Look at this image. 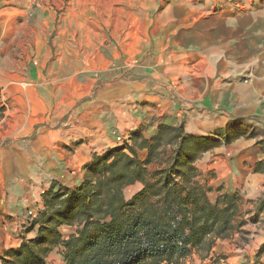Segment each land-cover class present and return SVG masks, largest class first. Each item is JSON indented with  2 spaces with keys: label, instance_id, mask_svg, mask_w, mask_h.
<instances>
[{
  "label": "crops",
  "instance_id": "1",
  "mask_svg": "<svg viewBox=\"0 0 264 264\" xmlns=\"http://www.w3.org/2000/svg\"><path fill=\"white\" fill-rule=\"evenodd\" d=\"M161 14L131 79L110 74L78 106L59 104L48 90L45 50L20 72L0 61V264L7 249L36 235L27 209L38 214L46 190L77 185L93 153L121 147L114 133L128 137L140 130L148 138L159 124H179L189 134L212 135L258 111L264 98V0H203L196 7L172 0ZM82 89L76 90L79 98ZM256 162L263 168L255 178L264 182V160ZM132 185L139 190L138 182ZM71 228L60 231L67 237ZM250 237L256 248L264 242L262 231Z\"/></svg>",
  "mask_w": 264,
  "mask_h": 264
},
{
  "label": "trees",
  "instance_id": "2",
  "mask_svg": "<svg viewBox=\"0 0 264 264\" xmlns=\"http://www.w3.org/2000/svg\"><path fill=\"white\" fill-rule=\"evenodd\" d=\"M229 131L196 136L179 124H159L148 138L134 130L126 149L93 153L77 185L42 194L43 206L31 224L36 235L7 249L2 264H47L58 245L64 264H184L193 252L207 256L217 239L246 222L239 192L210 201L197 180L196 161L220 138L237 137ZM138 149L146 150L143 158ZM136 182L141 188L126 198L124 188ZM62 225L75 230L64 238Z\"/></svg>",
  "mask_w": 264,
  "mask_h": 264
},
{
  "label": "rangeland",
  "instance_id": "3",
  "mask_svg": "<svg viewBox=\"0 0 264 264\" xmlns=\"http://www.w3.org/2000/svg\"><path fill=\"white\" fill-rule=\"evenodd\" d=\"M183 1L196 7L203 0ZM171 3L172 0H0V61L4 69L10 70L12 65L20 72L24 63L45 50L48 62L43 72L48 90L57 93L59 104L78 106L110 74H119L123 81L131 79L152 21L162 17L160 12ZM173 9L178 11L179 6ZM80 86L83 89L79 92L84 95L79 98L76 90ZM74 94L75 98L71 97ZM8 100L10 106L13 100ZM229 130L227 135H236L237 139L225 142L220 138L215 147L202 154L196 162L197 180L210 201L219 193L239 192L247 225L223 241L216 240L207 256L193 252L183 260L184 264H262L264 250L260 252V248L264 242L256 248L257 243L248 240L250 234L264 232V201L260 200L264 182L255 178L261 175L256 173L260 167L255 159L264 160V98L259 100L257 112L236 118ZM132 142L128 136L120 145L126 149ZM137 151L140 158L146 155L142 154L146 150ZM149 168L152 170L154 165ZM137 188L125 187V197L129 198ZM62 250L60 245L54 247L47 264H64Z\"/></svg>",
  "mask_w": 264,
  "mask_h": 264
},
{
  "label": "built area",
  "instance_id": "4",
  "mask_svg": "<svg viewBox=\"0 0 264 264\" xmlns=\"http://www.w3.org/2000/svg\"><path fill=\"white\" fill-rule=\"evenodd\" d=\"M116 139H117L119 142H122V141L125 139V137H123V136L117 134V135H116ZM26 214H27V217H28V223H32V221L34 220V218H35L36 215H37V214L34 212V210H32V209H27Z\"/></svg>",
  "mask_w": 264,
  "mask_h": 264
}]
</instances>
